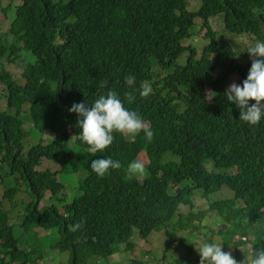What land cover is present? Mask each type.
I'll list each match as a JSON object with an SVG mask.
<instances>
[{"label":"trees","instance_id":"trees-1","mask_svg":"<svg viewBox=\"0 0 264 264\" xmlns=\"http://www.w3.org/2000/svg\"><path fill=\"white\" fill-rule=\"evenodd\" d=\"M7 7L13 39L0 34V101L5 102L0 168L5 164L6 174L23 183L19 200L26 204L17 209V188L0 187V264H45L44 255L55 248L68 254L64 264H91L133 249L135 232L147 238L165 228L175 238L166 228L172 220L184 228L188 219L196 228L194 190L208 197L222 187L232 197L211 201L206 211L225 223L224 250L264 245V119L257 125L239 120V108L224 95L231 74L239 76L237 84L246 79L251 60L220 42L209 22L221 14L228 32L264 41V0H201L195 11L188 9V0H24ZM197 17L207 38L200 52L183 44ZM24 50L34 57L19 81L3 59L13 61ZM129 74L136 76L137 88L143 83L152 88L146 98L137 93L127 107L150 123L154 137L148 142L143 132L134 139L116 133L111 146L92 156L69 108L91 104L109 89L123 98ZM104 80L108 85L102 88ZM23 108L35 129L52 132L48 142L27 147ZM140 153L148 175L129 179L127 165ZM166 153L171 156L165 161ZM103 157L119 160L122 167L98 177L90 163ZM42 159L60 163L59 171L84 173L78 189L69 183L70 197L59 172L37 168ZM47 192L50 203L39 206ZM180 205L189 211L181 213ZM8 208L19 221H10ZM81 220L82 228L70 231ZM37 228L57 233L56 243L47 248ZM176 243L186 253L173 264H199L191 240ZM232 255L243 260L238 249Z\"/></svg>","mask_w":264,"mask_h":264},{"label":"rangeland","instance_id":"rangeland-1","mask_svg":"<svg viewBox=\"0 0 264 264\" xmlns=\"http://www.w3.org/2000/svg\"><path fill=\"white\" fill-rule=\"evenodd\" d=\"M18 2L19 0H0V34H2V38L7 40H9V38L6 32L11 21L9 8L7 5L14 7ZM200 4L201 0H188V9L195 11L200 7ZM209 22L212 30L216 31L217 39L220 42L233 45L235 50L238 52V57H241L243 53H246L249 56V54L246 52L247 47L250 43H254L256 40H258L257 37L251 34L234 35V33L228 32L224 28L223 17L221 14L211 17ZM189 29L191 30V35L183 40V44H193L200 52L202 45L207 41V38L204 37L206 29L202 26V19H195L193 25ZM28 55L31 57L29 58ZM33 57L34 56L30 52L25 51V53H22L19 58H15L13 61H8L7 59H3V61L6 68L12 72L13 76L21 81V71L23 66ZM217 72H219V70ZM228 79L230 85L231 83L236 82L239 79V76L237 74H231ZM206 91L209 92L210 87H206ZM208 98H211L209 94ZM4 106L5 102L0 101V108H3ZM12 111H14V109ZM22 112L24 113L22 117L25 123V128H27L26 130L28 131L27 147L40 141L43 143L48 142L49 135H52L53 137V134L50 131L42 133L35 129L28 116H25L27 111L23 108ZM169 156H171V154L166 153L163 159L166 161ZM137 159L147 164L143 153H140ZM208 164L211 166V162H208L207 165ZM61 166L62 165L56 161L42 159L41 165L37 166V168L44 169L48 167L59 172L58 177L60 180L66 182V189H64L63 192L67 197H70L69 195H71L73 187H69V183L74 186V190L78 189L79 182L84 177V173L82 171H69L68 168H65L64 171H59ZM210 166H208V168H211ZM6 167L7 166L3 164L2 168H0V187L2 186L4 189L15 187L18 189H16L15 200L20 204L17 209H20L24 205L22 203L24 201L22 198L19 200V197L21 196L24 198L22 192L25 190V188L23 183L18 178L16 179L15 176H12L10 173L6 174ZM1 193L2 192L0 189V194ZM230 197H232V191L227 187H222L219 191L209 193L208 197H206L201 190H194L192 195L194 207L191 211L194 215V220L192 223L196 225V228H194L191 225V221L187 219V225H185L184 228H180L178 225H175L174 220H172V223L170 222L171 224L169 223L170 225L166 227L169 229V232L175 234V238L170 239L165 228L158 231H152L147 238H141L138 233L135 232L131 237V240L135 245L133 249H121L120 251L114 252L107 257H98L96 259H92L91 264H173L176 257L184 256L186 253L184 248L177 246L176 241H178L180 238H188L194 243V247L197 248L200 246L201 238L207 239L210 242L222 243V237L220 236V233L225 230V223L218 214L206 211V209L208 208L211 201ZM50 201L49 192H47L45 198L39 203V206L48 204ZM8 203L9 202H6V204ZM189 209L190 208L187 205H180V212L183 214H186ZM7 211L11 214V221V217L13 218V216L17 214L9 208ZM13 219L15 222L19 221L17 218ZM37 231L39 238L44 241V243L47 245V248H49L48 245L50 243H56L57 233H51L50 231H46L41 228H37ZM237 236L238 235H235L234 238L237 239ZM248 245L251 244L238 247L231 246L230 251L232 254H234V250L238 249L244 259V256L250 257L252 254V249ZM67 256L68 254L66 252H60L57 248L50 249V253L44 255L45 264H64L67 261Z\"/></svg>","mask_w":264,"mask_h":264},{"label":"clouds","instance_id":"clouds-1","mask_svg":"<svg viewBox=\"0 0 264 264\" xmlns=\"http://www.w3.org/2000/svg\"><path fill=\"white\" fill-rule=\"evenodd\" d=\"M22 2L24 0H19L15 6ZM196 19L201 20L202 18L197 17ZM8 29L6 34L11 40L13 37ZM246 52L251 60L246 79L241 84L231 83L224 95L227 101L239 108V120L249 125H257L264 119V41L256 40L250 43ZM124 81L128 90L124 92L123 98L116 90L109 89L106 94L100 95L91 104L84 101L73 103L69 108V112L76 113L78 116L77 125L80 128V138L89 146L88 151L92 156L111 146L116 133L130 135L134 139L143 132L148 142H151L154 137L150 123L145 121L138 112L127 107L128 104L135 102L137 93L140 97H148L152 93L151 86L143 83L137 88L135 86L136 76L133 74L125 76ZM107 85V80L101 81L102 88ZM250 101L254 103L249 106ZM121 167V162L111 157L96 158L90 163L91 170L98 177L107 175L110 169L116 170ZM127 174L129 179L145 178L148 175L146 164L138 159L131 161L127 165ZM84 223L85 221L81 220L73 224L70 231L80 230ZM248 246L251 247L252 254L250 257L244 256L241 261H238L231 251H225L220 242H210L201 238L199 248L195 247V249L200 257L199 264H264V245Z\"/></svg>","mask_w":264,"mask_h":264}]
</instances>
